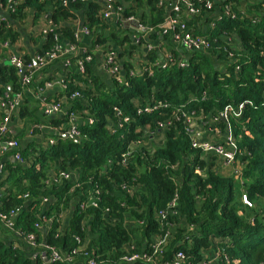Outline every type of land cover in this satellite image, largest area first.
<instances>
[{"label": "trees", "instance_id": "obj_1", "mask_svg": "<svg viewBox=\"0 0 264 264\" xmlns=\"http://www.w3.org/2000/svg\"><path fill=\"white\" fill-rule=\"evenodd\" d=\"M15 1V4H10L9 0H0V43L16 44L21 36L20 25L30 11L34 14V23L48 16L61 27L62 42L76 44V32L68 25L69 19L74 17L72 9L84 10L83 24L92 33L93 45L101 46L108 41L103 35L106 24L102 12L105 9L100 1H76L69 7H62L60 0ZM171 1L121 0L116 2V6L123 7L125 18H137L141 24L157 27V31H160L167 15V4ZM125 3H129V6L126 7ZM214 3L216 7L234 3L235 10L244 9L247 16L240 15L236 20L224 19L219 22L211 32L215 37L220 36L219 42L213 45L208 54H187L186 67L176 63L166 69H156L152 77H130L129 69L125 66V84L113 83L111 89L91 76V64H87L91 91L84 90L82 93L87 103L89 101L88 109L94 123L89 124L83 115L81 141L59 137L54 146H41L36 162L29 168L9 160L6 177L1 180L0 176V187L8 186L6 194H2L5 202L3 210L21 205L20 194L30 192L36 200L47 195L54 198L56 201L46 214L59 219V215L71 205V190L75 184L67 182L59 188L43 190L42 182L52 168L74 171L82 184L76 194L80 197L82 193L83 197L75 205L63 234L55 237L58 228L55 223L47 236L49 244L64 252H70L76 246L75 235L86 238L89 234L92 237L90 250L96 251L100 264H127L122 258L134 236L138 235L141 239L138 242L139 251L162 234L163 228L164 231L174 230L165 250L167 262L182 251L190 262L197 264L206 257V251L212 248V241L216 238L220 240L218 250L221 249L224 254L218 264H264V9L261 3L242 6L240 0H214ZM209 32L210 29L206 34ZM224 32L237 37V49L228 47L227 52L224 50L227 46L221 38ZM195 34L200 33L196 31ZM110 36L116 45L121 46L125 41L132 45L128 37ZM152 37L160 38L156 35ZM41 39L44 50L54 45L52 33L41 34ZM165 40L169 41V37H165ZM229 50L233 51L232 58L229 57ZM172 52L176 59L179 52ZM154 59L150 58L152 61ZM25 60L30 62L31 58L26 57ZM236 68H240V71ZM72 77L82 80L73 68ZM0 80L6 91L13 93L20 90L17 66L10 64L0 67ZM75 90L79 88L71 85L69 91ZM33 100L28 97L20 103L18 119L21 122L31 126L50 123L54 127L63 123L58 118L48 120L42 117L40 106H34L31 103ZM135 101L140 104H135ZM242 103L245 104L241 117L230 118L241 153L238 156L243 170L241 179L234 173L223 175L215 170L216 163L212 159L217 158L205 156L192 146L182 116L173 122L170 129L162 132L165 136L163 146L152 154L146 150L136 152L129 159L128 166L120 165L129 144L143 135L137 132L140 127L155 129L158 123L166 122L180 111L196 112L198 116L219 115L226 106L238 107ZM149 106L154 108L153 113H139V109L144 110ZM115 108L124 118H129L122 128H117ZM72 109L83 111L84 107L75 102ZM112 125L114 127L111 128ZM34 131L38 132L37 128ZM37 146V143H32L25 156L36 152ZM169 166H179V169L172 170ZM97 184L103 191L101 208L83 211L80 202L86 201V191ZM124 184L134 188L133 195L123 194L121 186ZM176 194L180 203V218L168 216L161 223L158 212L167 210ZM243 195L247 196L251 207L243 203ZM123 203L126 206L122 207ZM107 207L111 213L105 215ZM126 219L136 222L126 224ZM35 220L34 213L27 210L18 220L17 228L35 231ZM137 221H142L143 225H137ZM181 222L185 224L180 226ZM0 264L43 262L32 261L26 251L14 249L0 235Z\"/></svg>", "mask_w": 264, "mask_h": 264}, {"label": "built area", "instance_id": "obj_2", "mask_svg": "<svg viewBox=\"0 0 264 264\" xmlns=\"http://www.w3.org/2000/svg\"><path fill=\"white\" fill-rule=\"evenodd\" d=\"M76 1L82 3L88 2V0H60V5L62 7H69ZM117 1L105 0L103 14L105 18L113 17L121 26L123 25L120 20L123 24H136L138 34L133 38L134 45L142 47L148 54H152L156 51V47L152 44L150 35H156L164 40L165 37H169L168 43L171 47V50L163 58H155L153 61L147 60L139 71L129 69L128 74L130 77L142 75L152 77L156 69H166L176 63L181 67H186L187 54H208L213 49V45L219 42L220 36L215 37L211 34L217 28L219 22L224 19L236 20L240 15L247 16L244 9L240 10L238 8V10H235L234 7L236 5L234 3H225L226 5L216 7L214 0H173L170 4H167L166 18L160 26V31H157V27L145 26L137 18H125L123 7L116 6ZM240 1L247 4L246 2L248 0ZM9 3L15 4L16 1L9 0ZM162 3H165V1H162ZM261 4L264 9V0H261ZM215 8L218 9L216 14L214 13ZM44 24L41 34L44 36L52 33L54 35V45L49 49H43L41 52L36 53L30 62H27L15 53L13 51L14 45L10 42L0 43L1 55L4 53L8 63L18 68L21 86L20 90L11 93L5 90L6 87L0 80V112L2 113L0 120L1 180L7 175L8 171L6 166L10 160L9 157H11L13 163L29 168L36 162L41 151V146L45 148L52 147L57 143L59 137L74 142L81 141L83 134L80 127L84 124L83 115L87 117L86 120L89 124L94 123V118L90 116V109H88L89 101L87 103L82 93L84 90L82 88L85 84L78 82V79L74 80L73 77L71 78V68H73L82 78L81 82L84 81L83 79H87L89 86L92 84L88 79L87 64H92L94 55L90 50L80 46L82 36L92 35V33L87 27L82 26L75 31L77 43L68 44L62 42L61 27L51 21L48 16H44ZM208 29H210V32L206 34ZM196 31L200 34H195ZM221 38L227 45L224 48L226 52L229 49L228 47L231 50L237 49L238 44H236L237 37L235 35H229L224 32ZM98 47L100 46H94V48ZM173 50L179 52L176 59L175 55L172 54ZM232 52L230 51V58L233 57ZM60 61L63 63V74L60 76L43 77V74H46L48 69ZM124 67V62L118 51L109 47L104 53V68L112 84H125L126 72L124 71ZM236 70L240 71V68H236ZM71 85L78 87L79 90L70 92ZM56 88L60 92L55 97L57 99H50L48 94ZM27 94H30L38 100L42 117L48 120L58 118L57 120L60 119L63 123L58 127H54L50 123L35 126L29 124L25 138L30 142L23 145L19 139L13 136L12 124L20 122L18 119L19 105L25 100V95ZM204 99H206V93H204ZM75 102L82 104L84 107L83 111L72 109L73 103ZM246 103L252 105L251 102ZM244 104L242 103L238 107L228 105L219 115L210 114L208 116H198L196 112L180 111L166 122L158 123L155 129L150 126L140 127L137 132L145 135L140 136L137 140L129 144L127 152L120 161V165L122 167L128 166L131 155L136 150L137 152H142L145 148L144 140L146 138L154 140L159 134L170 129L173 122L180 120V116H182L187 125L186 130L190 136L192 146L201 150L205 156L212 155L216 157L218 163L221 162L224 167L231 168L235 176L241 179L243 170L238 160V156L241 153L232 131L230 118L241 117ZM142 111L153 113L154 108L149 106L144 110L139 109V113ZM115 115L118 120L117 128H122L124 123L129 122V118H124L117 108H115ZM202 126L205 128L204 130ZM112 127L114 126L112 125ZM36 128L38 132L34 131ZM113 133H115V130H113ZM206 134L212 135L216 139L213 141L204 140L203 136ZM31 142L37 143L38 146L36 152L26 157L25 154L30 151ZM178 168L179 166H172L170 169L177 170ZM74 179L73 172L54 170L52 168L43 179V190L54 187L59 188L67 182H74L75 185L71 190L73 193L80 189L82 185ZM7 188V185L0 187V231H5L10 234L7 242L13 245L14 249L26 251L32 261L36 262V260H41L43 264H79L80 262L82 264H100L99 256L96 251L90 250V241L87 238L75 235L74 240L76 246L70 252H64L47 242V236L53 230L55 223L58 224L55 234L56 238H59L67 227L66 224H63L62 215H59V220L54 216L46 214L55 203L56 200L54 198L47 195L40 196L36 200L30 192H25L18 197L22 201L21 205L4 211L5 202L2 199V194H6ZM135 189H138V187ZM121 190L125 195L134 194V188H129L126 184L121 186ZM242 200L245 205L251 207V203L246 195L242 196ZM102 202V187L100 184H97L87 192L86 201L80 202V208L83 211L90 208L100 209ZM74 205H77V203ZM123 206H126L125 203L122 204ZM179 207V198L178 194H176L168 209L158 212V220L164 223L168 216L179 219ZM27 210L33 212L37 219L34 223L35 231L32 232L17 228L18 220ZM104 213L105 215L110 214L111 209L109 207L105 208ZM136 224L141 226L143 222L138 221ZM161 232L162 234L154 237L148 246L144 245L139 251V248L133 244L126 246L127 253L124 254L122 260L127 264H194L190 262V259L182 251L178 252L171 262H167L165 259V250L171 241L174 230L164 231L162 228ZM222 255H224L223 251L221 249L218 250L214 261H219ZM197 264H206V261Z\"/></svg>", "mask_w": 264, "mask_h": 264}, {"label": "crops", "instance_id": "obj_3", "mask_svg": "<svg viewBox=\"0 0 264 264\" xmlns=\"http://www.w3.org/2000/svg\"><path fill=\"white\" fill-rule=\"evenodd\" d=\"M97 2H101L103 4V7L105 9V0H93ZM121 1V0H118ZM242 5H246L244 2L240 1ZM246 3H261V0H248ZM126 7L129 6V3H125ZM50 12H52V8L49 7ZM217 8H215L214 13H217ZM104 11V10H103ZM73 13V18L69 19L68 25L73 29V30H78L82 26H84V10H76L72 9ZM102 17L105 20L106 28H105V33L103 34L106 38H108V41L104 45H98L100 47L94 48V39L92 35H86L82 36L81 41H80V46L83 48H86L90 50L93 55H94V60L91 64L90 71H91V76L99 79L101 82L105 83L106 86L112 89L113 84L110 78L107 76L105 68H104V53L105 51L110 47L118 51L120 54V57L122 61L124 62L125 66L130 65L134 70L139 71L140 68L146 63L147 60H150L151 57L153 58H163L167 52L171 50V47L169 46V43L166 42V40L159 38V39H154V37L151 38L150 35V40L152 44L155 45L156 51L152 54H148L147 51L139 46L134 45L133 38L135 37L137 32L136 24H128L125 23L123 26L118 24L116 20L112 18H105L103 12H102ZM27 18L24 20L23 24L20 25V27H24L23 34L20 37V44H15L13 47V51L20 55L23 59L26 57H30L31 59L34 57L36 53L44 49V41L41 39V30L43 28L44 24V17L40 18V20L36 23L33 22L32 16H34L33 12L28 11L27 12ZM111 34L119 35L121 38H126L128 37L132 41V45L129 43H126V41L123 43V45H116V43L111 39ZM153 36V35H152ZM10 65L8 61H3L0 63V67ZM64 68H63V63L60 61L59 63L55 64L52 66L50 69L46 71V74H43V77H52V76H60L63 74ZM79 80L78 82H80ZM81 83V82H80ZM58 88L55 90L51 91L48 94V97L50 99L57 97L60 92H58ZM28 97H31L34 99L31 103H34V106H40L39 102L36 98H33L30 94L25 95V100L28 99ZM135 104L139 105V101H135ZM39 113L42 116V113L40 111L39 107ZM2 118V113L0 112V120ZM201 125V123H199ZM13 127V136L19 139L23 145H26L25 143L30 142L28 139L25 138L28 132L29 125H26V122H15L12 124ZM203 130L205 129L202 126ZM155 139L161 140V146L164 145L165 143V136L163 134H159ZM154 139V140H155ZM204 140H210L213 141L216 138H214L212 135L206 134L203 136ZM152 141V140H150ZM32 144V142L30 143ZM10 161L12 162L11 157H9ZM68 215V218H65V215ZM64 216L62 215L63 219V224L67 225L68 221L71 217L72 212L66 213ZM87 224V223H86ZM130 225H132V222L130 221ZM132 227V226H131ZM135 240L140 241V237L138 235H135L133 238V241L131 244L135 245L138 247V245L134 242ZM212 248L209 249V251H212L211 253H215L219 248L220 240L219 239H214L213 241ZM207 257V256H206ZM214 261V260H212Z\"/></svg>", "mask_w": 264, "mask_h": 264}, {"label": "rangeland", "instance_id": "obj_4", "mask_svg": "<svg viewBox=\"0 0 264 264\" xmlns=\"http://www.w3.org/2000/svg\"><path fill=\"white\" fill-rule=\"evenodd\" d=\"M33 17V16H32ZM23 24V23H22ZM21 24V25H22ZM23 31H24V27H21V30H20V32H21V35L23 34ZM21 37V36H20ZM167 43H168V40L166 41ZM16 44H20V39L16 42ZM18 53V52H17ZM5 60H7V58H6V56L4 55V53H3V56L1 55V53H0V63L1 62H3V61H5ZM128 69H133L130 65H128V66H126ZM83 80H85V79H83ZM81 82V81H80ZM81 83H84L85 84V86L82 88V89H84L83 91L84 92H87V91H91V89L89 90V85H88V83L87 82H84V81H82ZM143 134V133H142ZM145 135V134H144ZM143 135V136H144ZM160 145H161V140H158V139H155V140H152V141H150V139L149 138H146L145 140H144V149L142 150V152H144L145 150L147 151V152H149V153H154L155 152V150L157 149V148H159L160 147ZM137 152V150L131 155V157L135 154ZM130 157V158H131ZM213 161H214V163H216V166H215V170H219V172H221L223 175H231L232 173H233V170L231 169V168H226V167H224L223 165H222V163L221 162H219L218 163V160L216 159V160H214V159H212ZM216 161V162H215ZM179 169V168H178ZM177 169V170H178ZM73 174H74V176H75V181L77 180L78 181V179H79V175L77 176V174L73 171ZM82 188V185H81V187H80V189ZM80 189H78V190H80ZM78 190H76V191H74L73 192V195H72V197L70 198V200H71V205L69 206V208H67L64 212H62L60 215H65L66 213H70V212H73L74 211V209H75V205H74V203H78L81 199H82V197H83V194L81 193L80 194V197L79 196H77V194H76V192L78 191ZM87 192L88 191H86V193L85 194H87ZM65 218L67 219L68 218V215L66 214L65 215ZM59 220H60V217H59ZM63 220V219H62ZM130 221L132 222V225H133V223L134 222H136V221H134V220H130V219H126L125 220V223L126 224H130ZM138 222V221H137ZM181 225L180 226H183L185 223L184 222H181L180 223ZM86 226H87V224H86ZM0 235L2 236V238H4L5 240H7L9 237H10V234L9 233H7V232H5V231H0ZM86 238L91 242V240H92V237L89 235V234H87L86 235ZM138 246H140V243L138 244V240H135L134 241ZM131 244V243H130ZM130 244H128V245H130ZM127 245V246H128ZM212 251H206V253H205V255L207 256V257H205L203 260H201V261H199V263L200 262H204V261H206V264H218V261H212V260H214V258H215V256H216V253L218 252V251H216V253H211Z\"/></svg>", "mask_w": 264, "mask_h": 264}]
</instances>
